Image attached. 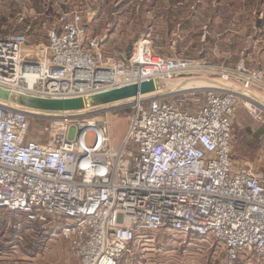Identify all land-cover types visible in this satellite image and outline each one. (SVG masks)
Listing matches in <instances>:
<instances>
[{
  "label": "built area",
  "instance_id": "obj_1",
  "mask_svg": "<svg viewBox=\"0 0 264 264\" xmlns=\"http://www.w3.org/2000/svg\"><path fill=\"white\" fill-rule=\"evenodd\" d=\"M79 1L58 14L46 44L0 34V89L74 99L148 81L160 88L98 109H129L116 150L106 121L83 122L70 134L80 115L0 100V210L25 220L13 226L0 262L21 257L25 232L36 229L65 240L75 264H120L162 231L216 244L223 264H264V179L232 155L239 98L262 121L264 108L247 91L264 92V69L239 66L218 73L215 85L165 91L164 83L197 80L203 65L156 56L145 40L128 56L108 55L86 29L99 10ZM31 116L49 118L50 141L28 138Z\"/></svg>",
  "mask_w": 264,
  "mask_h": 264
},
{
  "label": "rangeland",
  "instance_id": "obj_2",
  "mask_svg": "<svg viewBox=\"0 0 264 264\" xmlns=\"http://www.w3.org/2000/svg\"><path fill=\"white\" fill-rule=\"evenodd\" d=\"M88 1L91 8L99 9L92 21L86 22L88 34L103 39L105 52L113 57L130 55L134 45L145 40L156 56L200 63L203 67L196 77L213 84L221 82L218 73L224 70L239 66L249 70L264 69V16L258 18L247 11L240 16H227L225 5L235 0H178L179 6L175 5L177 0ZM79 6V0H0V34L25 35L34 45L46 44L58 14L77 10ZM239 27L242 29L236 32ZM209 71L217 75L207 73ZM193 83L192 80L190 84ZM175 84L177 80L164 83L163 87L169 90ZM196 84L206 86L211 83L196 80ZM230 85L242 96L246 95L239 83L231 82ZM247 92L264 103V92L254 89ZM200 100L201 96L198 102ZM261 106L264 108L263 104ZM128 112V107L115 111L106 108L87 116H77L71 120L70 134L83 122L106 121L110 124L112 148L116 150L127 130ZM50 122L49 118L31 116L28 138L41 143L50 141L55 132L45 131ZM232 137L236 164L248 163L264 179V112L259 121L239 98ZM24 221L21 214L0 211V225L4 224L0 227V248L14 238L10 237L15 236L13 226L24 224ZM25 233L20 264L30 263L27 261L33 258L31 254L37 239L44 237L36 229ZM152 236L151 248L141 247L134 257L124 259L120 264H223L225 261L220 248L211 242V245L194 243L165 231Z\"/></svg>",
  "mask_w": 264,
  "mask_h": 264
},
{
  "label": "water",
  "instance_id": "obj_3",
  "mask_svg": "<svg viewBox=\"0 0 264 264\" xmlns=\"http://www.w3.org/2000/svg\"><path fill=\"white\" fill-rule=\"evenodd\" d=\"M155 81L143 82L119 89H113L87 98L74 99H40L0 89V100L20 106L30 111L61 114L71 113L76 115H90V111L110 106L139 96L155 93L159 90ZM84 112V113H83Z\"/></svg>",
  "mask_w": 264,
  "mask_h": 264
},
{
  "label": "crops",
  "instance_id": "obj_4",
  "mask_svg": "<svg viewBox=\"0 0 264 264\" xmlns=\"http://www.w3.org/2000/svg\"><path fill=\"white\" fill-rule=\"evenodd\" d=\"M175 3L176 6L180 5L178 0ZM225 7L227 16H240L246 11L248 14L251 13L258 18H261V15L264 16V0H235L234 2L232 1L226 4ZM261 25L262 23L258 27L261 28ZM241 29L242 27H239L236 32ZM254 30H256V28H254ZM40 235L44 237H39V239H37L38 241L33 248L34 252L31 254L33 258H28L29 261H27L30 262L29 264H75L68 243L65 240L51 233L49 235ZM21 260H23V254L19 258L1 261L0 264H20Z\"/></svg>",
  "mask_w": 264,
  "mask_h": 264
},
{
  "label": "bare ground",
  "instance_id": "obj_5",
  "mask_svg": "<svg viewBox=\"0 0 264 264\" xmlns=\"http://www.w3.org/2000/svg\"><path fill=\"white\" fill-rule=\"evenodd\" d=\"M197 80H201V81H205V82H209V83H211L210 85H215V84H213L212 83V81H210V80H206V79H199V78H196ZM190 82H192V80H187V81H184V80H180V81H177V84H175V86H173V87H177V88H182V89H186L187 87H189L191 84H190ZM193 84H196V80H194L193 79ZM173 87H171V88H169V90L170 89H172ZM206 87H208V85H206ZM165 91L166 90H168L166 87H162ZM258 104H260V105H264V103L263 102H258ZM96 110H94V111H90V113L91 112H95ZM98 111V110H97ZM84 113V112H83Z\"/></svg>",
  "mask_w": 264,
  "mask_h": 264
},
{
  "label": "trees",
  "instance_id": "obj_6",
  "mask_svg": "<svg viewBox=\"0 0 264 264\" xmlns=\"http://www.w3.org/2000/svg\"><path fill=\"white\" fill-rule=\"evenodd\" d=\"M0 211H1V210H0ZM3 225H4V224L2 223V224L0 225V227H1V226H3ZM10 237H12V238H13L14 236H13V235H12V236L10 235Z\"/></svg>",
  "mask_w": 264,
  "mask_h": 264
}]
</instances>
